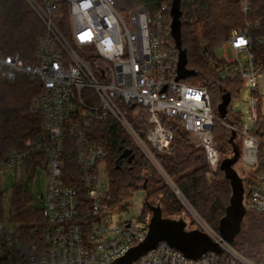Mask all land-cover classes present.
<instances>
[{
    "label": "built area",
    "instance_id": "2783aa9c",
    "mask_svg": "<svg viewBox=\"0 0 264 264\" xmlns=\"http://www.w3.org/2000/svg\"><path fill=\"white\" fill-rule=\"evenodd\" d=\"M238 1L244 22L221 46L216 86L240 81L238 96L246 93V116L234 112L232 99L230 103L239 126L228 115L225 120L216 116L208 87L178 80L172 5L164 3L154 13L140 7L126 20L115 0H25L43 26L36 55L27 63L17 54L0 52V82L14 84L27 77L38 84L31 112L41 117L40 132L24 149L0 159V173L45 169L49 193L32 239L27 240L21 224L0 221V264H116L146 239L149 219L140 227L134 217L112 223L116 210L106 174L108 152L92 140L94 130L110 118L187 207L193 208L157 158L171 154L174 140L162 117L177 121L192 137L211 172L220 170L224 159L213 134L217 123L240 139L239 162L257 170L262 143L255 132L264 119V8L256 7L259 0ZM136 106L146 112L147 133L129 118ZM246 177L245 198L264 214V176ZM198 222L222 253L193 260L161 243L131 264H264V253L259 261L251 260L203 218Z\"/></svg>",
    "mask_w": 264,
    "mask_h": 264
},
{
    "label": "trees",
    "instance_id": "16d2710c",
    "mask_svg": "<svg viewBox=\"0 0 264 264\" xmlns=\"http://www.w3.org/2000/svg\"><path fill=\"white\" fill-rule=\"evenodd\" d=\"M173 0H115L123 11L145 7L156 12L164 3L172 5ZM0 12V52L19 55L25 62L32 63L37 51V41L43 26L25 0H2ZM256 7L264 8V0ZM182 47L187 53V68L195 71L185 82L198 87H208L212 104L219 106L224 94L232 101L238 96L240 81H229L216 86L221 61L216 50L229 40L232 31L241 27L244 16L238 0H180ZM239 87V88H238ZM38 92V84L27 77H20L14 84L0 82V159L13 151L24 149L40 132L41 117L31 112V104ZM228 119L240 120L228 108ZM136 115L130 117L135 127L147 133L150 129L146 112L136 106L130 110ZM163 124L174 134L171 154H157V158L167 175L175 182L183 195L209 225L218 229L231 198V187L221 170L211 172L203 151L194 146L192 137L183 128L162 117ZM215 141L223 158L233 154L230 142L231 131L217 123L213 130ZM255 135L261 141L258 168L252 178L264 176V119H260ZM92 140L103 145L108 152L105 160L106 174L110 185L111 206L117 210L129 209L134 194L144 189L146 202L158 201L168 215L178 214L182 206L163 179L153 169L145 157L134 146L121 126L108 119L92 133ZM235 142V141H234ZM125 150H132L133 162L120 160ZM29 168V166H28ZM76 176V175H75ZM78 178V173H77ZM73 181V180H72ZM75 181V180H74ZM73 181V182H74ZM80 182V180L76 179ZM250 182L253 181L250 179ZM17 188V197L21 196ZM151 204V203H150ZM247 213L242 230L235 239V247L254 261H259L264 253V214L254 211L245 198ZM142 220L150 219L146 205ZM4 220L2 193H0V221ZM22 225L27 240L33 238L32 231L43 221L42 211L25 206L16 200L15 210L10 219Z\"/></svg>",
    "mask_w": 264,
    "mask_h": 264
},
{
    "label": "water",
    "instance_id": "95a60500",
    "mask_svg": "<svg viewBox=\"0 0 264 264\" xmlns=\"http://www.w3.org/2000/svg\"><path fill=\"white\" fill-rule=\"evenodd\" d=\"M181 15L180 0H173L171 7L172 37L179 52L178 80H186L188 77L194 76L195 71L187 68V53L182 47ZM230 103V94H224L222 102L218 106V117L220 119L225 120L227 118ZM236 137V133L233 132L230 138L233 145V156L224 158L220 165V170L230 183L231 198L225 215L219 222L218 231L223 240L231 245H235V239L242 230L243 220L247 213L244 202V180L235 170L241 156L240 147L234 142ZM134 158L135 155L132 154V150H125L119 159H127L131 163ZM145 188L146 184H144ZM146 205L151 213L146 239L117 260L116 264H131L156 249L161 243H167L173 249L180 251L187 258L193 260L201 258L208 252L222 253L219 244L214 242L205 232L200 229L187 230V223L183 219L165 218L160 205H152L148 202H146Z\"/></svg>",
    "mask_w": 264,
    "mask_h": 264
},
{
    "label": "rangeland",
    "instance_id": "374dc122",
    "mask_svg": "<svg viewBox=\"0 0 264 264\" xmlns=\"http://www.w3.org/2000/svg\"><path fill=\"white\" fill-rule=\"evenodd\" d=\"M118 10L120 14L123 17H125L126 20H128L129 14L132 10L130 11L129 10L123 11L121 9H118ZM222 49L223 48L220 47L216 50L217 57L221 56V53L223 52ZM226 55L228 59L231 58V52L228 48L226 49ZM245 96H246V93L244 92L240 96L235 97L233 100L234 101L233 102L234 112L242 113L244 117L247 114L246 113L247 106L244 103ZM214 112L216 116H218L217 106H214ZM136 114H137L136 112H130L129 118ZM146 119H147V115H146ZM228 121L233 123L235 120L232 118V119H228ZM170 123L177 125L178 127L181 126L177 121H171ZM221 125L224 126L223 124ZM232 133L233 132H231V135ZM239 140L240 139L236 137L235 144L238 145ZM232 156L233 154L229 155L228 157H232ZM153 169L158 173V175L163 179L164 183L167 184L170 190L174 193L172 187L169 185V183L166 180H164V178L161 176L158 170L154 167ZM235 170L238 172L240 177L243 178L244 187L246 189L247 181H248L246 176L248 174L252 176L253 171L250 168L244 166L242 162H238V164L235 166ZM48 187H49V177L45 169L39 168L34 174L26 173L25 170L20 169V168L17 171L6 170L3 173H0V193H2V208H3L4 220L10 219L11 215L13 214V211L15 210L16 200L18 198L22 200V202L25 204L26 207L31 208L33 210H41L43 208V201L48 197V193H49ZM17 188H22L21 196L19 197H17L16 195ZM175 196L177 197V195ZM177 199L179 200L182 206V210L178 214H175V215H168L167 213L163 211L164 217L175 219V220L183 219L187 223V230L189 231L199 229L200 224L198 220H200V217L201 218L203 217L195 210L193 206H192L193 208L187 207L181 202V200L178 197ZM150 203L152 205L159 204L158 201H150ZM130 204L131 205L129 206V209L117 210L116 213L113 214L112 216L113 224H116L117 222L121 221L125 217H129V218L134 217L135 218L134 225L137 227H140L143 224H145L143 220L138 219L140 218L141 215L142 216L145 215L144 214L145 213L144 209L146 208L145 190L143 189L141 191L136 192L133 198L130 200Z\"/></svg>",
    "mask_w": 264,
    "mask_h": 264
}]
</instances>
